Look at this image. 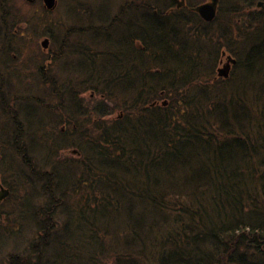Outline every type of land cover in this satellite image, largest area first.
I'll use <instances>...</instances> for the list:
<instances>
[{
	"label": "trees",
	"instance_id": "1",
	"mask_svg": "<svg viewBox=\"0 0 264 264\" xmlns=\"http://www.w3.org/2000/svg\"><path fill=\"white\" fill-rule=\"evenodd\" d=\"M159 1L157 19L98 13L94 63L60 55L48 187L36 171L38 192L21 178L0 209V225L10 211L23 224L5 238L36 235L0 264H264V0H221L210 22ZM222 51L236 60L227 78ZM88 91L99 103L83 119L72 98Z\"/></svg>",
	"mask_w": 264,
	"mask_h": 264
},
{
	"label": "flooded vegetation",
	"instance_id": "2",
	"mask_svg": "<svg viewBox=\"0 0 264 264\" xmlns=\"http://www.w3.org/2000/svg\"><path fill=\"white\" fill-rule=\"evenodd\" d=\"M195 1L201 5L211 0L159 1V5L163 8L161 13L164 15L172 12L179 15L181 12L190 11L195 12L205 22L215 19L219 4L216 6L214 19L206 21L194 9ZM219 2L220 0L217 3ZM39 3L41 9L36 7ZM115 3L113 0L95 4L89 0H77L70 8H76L79 15L64 17L66 20L60 27L63 30H55L54 25V33L53 21L48 19V14L54 10L48 9L44 0H0V190L1 187L9 190L7 197L0 200V209L21 178L26 184L23 191L28 189L33 190V193L38 192L37 181L40 179L38 176L36 179L32 178V173L36 171H39V176H45L48 187V136L51 135L54 125L48 108H57V105L51 106V102H48V87L56 82L54 79L67 75L61 69V63L68 68H74L77 64L84 63L85 56L89 62L94 63L93 57L98 52L96 45L100 33V16L95 5L101 8L105 6L103 12L108 14L110 22L118 15H111V11L110 14L107 11ZM131 6L135 9L132 10ZM155 7L151 5L157 13ZM119 8V14L126 18H142L149 5L147 0H126L119 2ZM70 12L74 13L72 9ZM109 29L103 31L111 34ZM59 34L60 39L54 38V35L58 37ZM60 55L63 59L61 63L58 62ZM226 56L227 53L225 56L221 53L216 73L223 66ZM53 62L59 64L57 68L52 66ZM94 95V91H90L88 95L83 92L72 98L75 108L82 111L83 119L86 118L83 113H91L92 104H96ZM60 98L63 99L62 96ZM68 125V128L72 127V134L84 131L87 127L82 121L83 126L80 128L74 123H61L59 128L64 131ZM69 152L79 154L75 148ZM14 158L17 161L15 167ZM34 199L44 201L40 195L34 196Z\"/></svg>",
	"mask_w": 264,
	"mask_h": 264
},
{
	"label": "rangeland",
	"instance_id": "3",
	"mask_svg": "<svg viewBox=\"0 0 264 264\" xmlns=\"http://www.w3.org/2000/svg\"><path fill=\"white\" fill-rule=\"evenodd\" d=\"M56 1L57 2H56L55 7L53 9H51V10H54V11L51 14H48V17H49L48 19H51L53 22L54 21H56V22L60 21L61 24H63L62 20H66L64 17H70V16L72 17L73 16L72 15L73 13L69 12L70 11V5L74 4L77 0H56ZM78 1H80V0H78ZM89 1H91L93 4H95V3H98V2L99 3L103 2L104 0H89ZM113 1H116L115 5L113 6V9L111 10V7H110L109 10H107V11H109V14H110V11H111V13H112L111 15L117 14L118 9H119V2H121V0H113ZM137 1H139V0H137ZM151 4L153 5L154 3H151ZM36 7L41 9V4L40 3L37 4ZM253 9L254 10H261L262 9V4L260 6L255 5L253 7ZM103 25L107 26L108 25V21H107L106 24H103ZM62 36H63V34H62ZM58 62H60V60ZM56 66H57V64L54 67H56ZM61 69H63V68H61ZM53 92L55 93L54 95L53 94L52 95L49 94V96H48V102L49 101L52 102L53 105L57 104V108H53V109L48 108V110H49L48 114H50L52 119H54L52 114L54 112H57L56 110L59 109L58 106H61V103H60V99L61 98H60L59 92L58 91H53ZM87 95H88V93H87ZM95 100H96L95 103H97L98 100L97 99H95ZM114 114H118V112L113 113L112 115H114ZM57 125L60 126L61 123L57 124ZM67 153H69V151H67ZM68 155H70V154H68ZM70 156H72V155H70ZM56 220H58V223H59V221H62L63 219H61V217L57 216ZM0 228H2L4 230L7 229L11 233H18L19 230L23 229V224H22V222L20 220V216L17 215L16 213L10 211L9 214H5L3 216L2 224L0 225ZM29 228H31V227L28 225V229ZM24 232H25L26 240H27V243H25V244H22L21 242L15 241L13 239L5 238L2 235V233H0V259L2 257V253L5 250L6 251L9 250L10 252L11 251H15V250H18L16 252H21V253L27 252V247L29 246L30 241L35 237L36 233L35 232H30L29 233V231H24ZM19 243L22 245V246L20 245L21 248H16L15 244H19Z\"/></svg>",
	"mask_w": 264,
	"mask_h": 264
},
{
	"label": "water",
	"instance_id": "4",
	"mask_svg": "<svg viewBox=\"0 0 264 264\" xmlns=\"http://www.w3.org/2000/svg\"><path fill=\"white\" fill-rule=\"evenodd\" d=\"M44 1H45L46 5L48 6V9H53L56 5V2H57L56 0H44ZM217 2H218V0H211L210 2L196 6L194 9L200 14V16L204 20L210 21V20L214 19L215 15H216ZM261 4H262V1H259L257 3L258 6H260ZM222 54H223V56H225L226 52L223 51ZM235 63H236L235 58H233L231 55L227 54L225 63L223 64V66H221L217 70V76L227 77L229 75V71H230L231 66L234 65ZM163 104H166V101H164ZM8 193H9L8 189L1 187L0 200L6 198Z\"/></svg>",
	"mask_w": 264,
	"mask_h": 264
},
{
	"label": "bare ground",
	"instance_id": "5",
	"mask_svg": "<svg viewBox=\"0 0 264 264\" xmlns=\"http://www.w3.org/2000/svg\"><path fill=\"white\" fill-rule=\"evenodd\" d=\"M125 1H126V0H121L122 3L125 2ZM229 1H230V0H223V3H224V2L227 3V2H229ZM198 3H199L198 1H195V2H194V6H195V5H196V6H199ZM217 4H219V6H220V4H221V0H220V2L217 3ZM228 4H230V2H229ZM104 7H105V6H104ZM149 8H151V5H149ZM95 9H96V11H97L98 13H102V12L104 11V10H103L104 8H103V7L101 8V7H100L99 5H97V4L95 5ZM111 9H113V7H111ZM151 9H152V8H151ZM152 10H153V9H152ZM153 13L155 14V15L153 14V15H154V19H157L158 16L156 15L155 12H153ZM124 16H125V15H122V17H124ZM154 19H153V20H154ZM238 19H239V18H238ZM118 26L120 27L121 25H118ZM118 26H116V27H118ZM116 27H114V28H116ZM233 58H234V57H233ZM224 61H226V59H225ZM224 63H225V62H224ZM228 76H229V75H228ZM228 76H227V77H228ZM218 77H220V76H218ZM227 77H222V78H227ZM89 92H90V91H88L87 93L89 94ZM164 101H167V100H163V102H164Z\"/></svg>",
	"mask_w": 264,
	"mask_h": 264
}]
</instances>
